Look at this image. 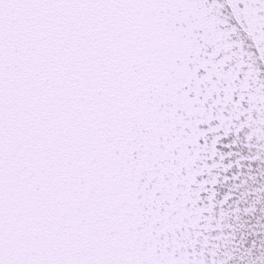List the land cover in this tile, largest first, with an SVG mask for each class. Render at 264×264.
<instances>
[{"label": "snow or ice", "instance_id": "6c2138e0", "mask_svg": "<svg viewBox=\"0 0 264 264\" xmlns=\"http://www.w3.org/2000/svg\"><path fill=\"white\" fill-rule=\"evenodd\" d=\"M0 264H264V0H0Z\"/></svg>", "mask_w": 264, "mask_h": 264}]
</instances>
